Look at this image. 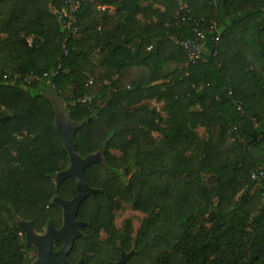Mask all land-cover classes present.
Wrapping results in <instances>:
<instances>
[{
    "label": "trees",
    "instance_id": "obj_1",
    "mask_svg": "<svg viewBox=\"0 0 264 264\" xmlns=\"http://www.w3.org/2000/svg\"><path fill=\"white\" fill-rule=\"evenodd\" d=\"M180 1L193 22L173 26ZM60 5L0 1V264H32L21 225L60 226L55 199L76 194L73 179L57 181L70 164L57 128L67 118L80 157L102 155L84 172L99 192L78 210L85 226L72 263L114 264L123 249L132 254L125 264H172L178 255L181 264H264V180L253 178L264 169V0H87L75 17L78 37L63 30ZM213 20L220 41L208 37L192 64L171 37L196 40L194 28ZM45 72L57 74L23 82ZM153 99L165 104L164 128L143 105ZM127 168L136 171L125 181ZM117 201L149 214L133 246L114 226ZM206 223L210 234L195 236Z\"/></svg>",
    "mask_w": 264,
    "mask_h": 264
},
{
    "label": "water",
    "instance_id": "obj_2",
    "mask_svg": "<svg viewBox=\"0 0 264 264\" xmlns=\"http://www.w3.org/2000/svg\"><path fill=\"white\" fill-rule=\"evenodd\" d=\"M57 128L64 139L70 159L68 169L59 173L57 179L58 181L73 179L76 184V194L71 200L55 199V203L64 210V225L60 231L55 230L53 225L50 224L49 232L44 236H38L33 231L31 223H24L21 226L26 234L27 243L29 245H37L40 248L41 262L46 261L48 264H69L67 261V255L72 249L75 239L81 236L79 229L85 225L76 220L80 205L88 197L99 192V190H96L87 184L84 172L90 165L99 162L101 158L96 154H92L86 158L80 157L75 143L77 125L69 118L63 122L57 123ZM127 171L128 169H126V172ZM52 239L66 241L65 247L60 252H53L50 243ZM125 260L126 257L123 255L122 259L117 264H124Z\"/></svg>",
    "mask_w": 264,
    "mask_h": 264
},
{
    "label": "rangeland",
    "instance_id": "obj_3",
    "mask_svg": "<svg viewBox=\"0 0 264 264\" xmlns=\"http://www.w3.org/2000/svg\"><path fill=\"white\" fill-rule=\"evenodd\" d=\"M72 98V91L67 92L63 99L59 102V106H57L60 110H63L65 107L71 104L69 101ZM143 105H146L150 110L156 111L159 115V119L157 121V127L158 128H164L167 126V121H168V115L165 111V104L164 102H161L157 99L153 100H148L143 103ZM61 112V111H60ZM62 114V112L60 113ZM62 118V115L60 116ZM64 118V117H63ZM62 122V121H61ZM60 123V122H58ZM197 135L199 138L204 137V130L203 129H198L196 131ZM153 135L155 137H161L160 133L158 131H154ZM111 153L113 154L114 157L119 158L121 156V153L116 150H111ZM102 159V155L95 153ZM94 154V155H95ZM70 165V164H69ZM128 171L126 172L125 170V175L123 176V179L125 181H128L131 176L134 175L135 169L134 168H127ZM245 187L240 186L238 188L236 200L239 201L244 192H245ZM208 217V215H207ZM149 218V214L143 211H140L135 207V202L134 201H129V202H124V201H117L116 208L113 212V223L114 226L119 233L120 237L122 239H128L130 241L131 246L134 244V240L143 225V223ZM212 227L211 223H206V224H198L192 228V232L195 236L198 237H204L205 235L210 234V229ZM20 235H23L26 238V234L24 231L20 233ZM110 239V237L103 231L100 232V240L101 242H106ZM118 245H120V241L118 242ZM239 253V252H238ZM29 257L31 260L36 262L37 257L32 254V252L29 254ZM213 259V258H212ZM172 264H181V257L180 255L176 256L172 262Z\"/></svg>",
    "mask_w": 264,
    "mask_h": 264
},
{
    "label": "built area",
    "instance_id": "obj_4",
    "mask_svg": "<svg viewBox=\"0 0 264 264\" xmlns=\"http://www.w3.org/2000/svg\"><path fill=\"white\" fill-rule=\"evenodd\" d=\"M2 1V0H0ZM87 0H61V5L57 9L58 13V21L60 22L63 30L65 32L70 33L73 37H78L79 30L75 26V17L79 11L80 4ZM180 3V10L176 15L175 21L171 24L173 26H178L185 22H193V17L191 16V12L188 9L187 5L183 2ZM204 22V19H202ZM170 26V25H168ZM194 33L197 36L196 40H180L175 37H171L173 43L188 52V59L192 64H196L203 59L205 54V49L207 46L208 37H211V42L216 47L221 38V32L218 26L217 21L213 20L208 24L206 28H194ZM68 51L65 49V54ZM216 50H214V54H216ZM57 72H45L42 75L31 74L23 77V82L26 84H33L41 81L42 79L51 78L56 76ZM18 80V76L14 75L12 77V83L14 84ZM93 80L89 81V84H92ZM83 101H89L88 97H85ZM255 180H264V169L260 172H256L253 175Z\"/></svg>",
    "mask_w": 264,
    "mask_h": 264
},
{
    "label": "flooded vegetation",
    "instance_id": "obj_5",
    "mask_svg": "<svg viewBox=\"0 0 264 264\" xmlns=\"http://www.w3.org/2000/svg\"><path fill=\"white\" fill-rule=\"evenodd\" d=\"M57 181H58V179H57ZM71 200V199H70ZM61 212H62V215H61V225L60 226H58V227H56L52 222H49L48 224H47V226L46 227H44L43 228V230L42 231H35V230H33L34 232H35V234L36 235H38V236H44V235H46L48 232H49V229H50V224H52L53 225V228L55 229V230H57V231H60L62 228H63V225H64V210H63V208H61ZM76 220H77V216H76ZM78 222H80V223H84L85 224V222H82V221H79V220H77ZM85 226V225H84ZM82 229H83V226L79 229V232L82 234ZM77 239V238H76ZM76 239H75V241H76ZM75 241H74V243H75ZM50 243H51V246H52V250H53V252H60L64 247H65V245H66V241H64V240H59V239H52L51 241H50ZM74 243H73V246H74ZM104 243V242H103ZM45 244V243H44ZM31 247H32V249H33V251H32V254H34L36 257H37V259H36V262H34L33 260H32V264H48L46 261H44V262H41L40 261V255H41V250H40V248L37 246V245H30ZM73 246H72V249H73ZM119 246V248H121V246L120 245H118ZM72 249L70 250V252L68 253V255H67V261H68V263L69 264H79V263H82L83 264V261L82 260H78V261H76L75 263H72L70 260H69V256H70V254H71V252H72ZM123 255L126 257V260H125V262H124V264L130 259V257H131V251H124L123 249H121L120 250V257H119V260L118 261H116V262H114V264H117L121 259H122V257H123Z\"/></svg>",
    "mask_w": 264,
    "mask_h": 264
},
{
    "label": "crops",
    "instance_id": "obj_6",
    "mask_svg": "<svg viewBox=\"0 0 264 264\" xmlns=\"http://www.w3.org/2000/svg\"><path fill=\"white\" fill-rule=\"evenodd\" d=\"M92 1H95V0H92ZM217 1H219V0H217ZM141 5L142 6H149V5H152V3H150V2H142L141 3ZM155 8H157L160 12H163L164 11V7L163 6H161V5H153ZM107 8V6H103V7H99V9H106ZM109 9H110V13L111 14H113L114 12H115V9L113 8V7H108ZM141 18V16H139V19ZM144 21V20H143ZM145 22V21H144Z\"/></svg>",
    "mask_w": 264,
    "mask_h": 264
}]
</instances>
